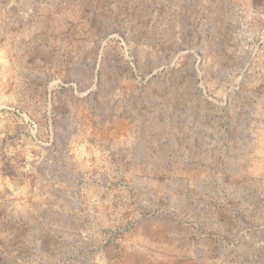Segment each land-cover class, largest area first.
<instances>
[{"label": "rangeland", "instance_id": "374dc122", "mask_svg": "<svg viewBox=\"0 0 264 264\" xmlns=\"http://www.w3.org/2000/svg\"><path fill=\"white\" fill-rule=\"evenodd\" d=\"M0 264H264V0H0Z\"/></svg>", "mask_w": 264, "mask_h": 264}]
</instances>
